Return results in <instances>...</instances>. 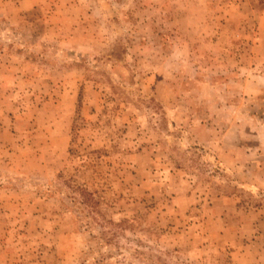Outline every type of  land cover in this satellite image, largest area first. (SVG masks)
Masks as SVG:
<instances>
[{"label": "rangeland", "instance_id": "obj_1", "mask_svg": "<svg viewBox=\"0 0 264 264\" xmlns=\"http://www.w3.org/2000/svg\"><path fill=\"white\" fill-rule=\"evenodd\" d=\"M0 264H264V0H0Z\"/></svg>", "mask_w": 264, "mask_h": 264}]
</instances>
